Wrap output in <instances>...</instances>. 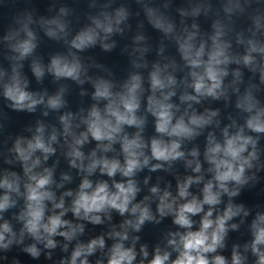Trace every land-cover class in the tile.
Segmentation results:
<instances>
[{
  "label": "clouds",
  "instance_id": "obj_1",
  "mask_svg": "<svg viewBox=\"0 0 264 264\" xmlns=\"http://www.w3.org/2000/svg\"><path fill=\"white\" fill-rule=\"evenodd\" d=\"M38 2L0 0V264H264V0Z\"/></svg>",
  "mask_w": 264,
  "mask_h": 264
},
{
  "label": "water",
  "instance_id": "obj_2",
  "mask_svg": "<svg viewBox=\"0 0 264 264\" xmlns=\"http://www.w3.org/2000/svg\"><path fill=\"white\" fill-rule=\"evenodd\" d=\"M48 2H49V0H39L37 7L41 10V12L45 11V9L48 6ZM67 2L69 3V6L75 7L78 10H86V3H84V2H81L78 4L72 3V0H67ZM53 47H54V45H52L51 42H48L44 46H42L41 51L44 53H47L48 51H51L53 49ZM92 54L96 55L97 58L102 62H106L109 64H116V65H120L123 63V60L121 57H119L118 52H114L112 54H105V53L101 52V50L99 48H97V49H94L92 51ZM34 87H35V85H34ZM49 87H51V85H49ZM29 119H30V117H27L25 114L13 113V124H12L11 130L12 131H18L20 129V127L24 123H26ZM241 199L245 200L248 203H254V202H256L257 197H256L254 192H246L241 197ZM146 232H147V230H146ZM145 238L150 239L151 237L146 234ZM25 259L27 260L28 258H25ZM28 264H35V262H31L29 260Z\"/></svg>",
  "mask_w": 264,
  "mask_h": 264
}]
</instances>
